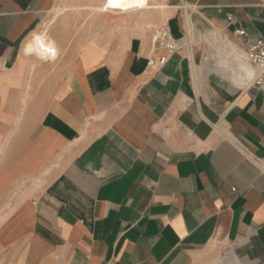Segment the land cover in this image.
Returning <instances> with one entry per match:
<instances>
[{
	"label": "crops",
	"instance_id": "crops-1",
	"mask_svg": "<svg viewBox=\"0 0 264 264\" xmlns=\"http://www.w3.org/2000/svg\"><path fill=\"white\" fill-rule=\"evenodd\" d=\"M149 3L42 60L59 0H0V248L14 227L22 264H197L214 242L264 264V90L213 49L264 42V0Z\"/></svg>",
	"mask_w": 264,
	"mask_h": 264
},
{
	"label": "rangeland",
	"instance_id": "rangeland-1",
	"mask_svg": "<svg viewBox=\"0 0 264 264\" xmlns=\"http://www.w3.org/2000/svg\"><path fill=\"white\" fill-rule=\"evenodd\" d=\"M107 1L59 0V7H62L65 12L56 20L49 31L50 36L48 35L49 42H54V39L58 43L59 53L56 58L61 57L70 47L78 46L85 39L94 38L93 34L84 36L78 33L91 32L95 23L104 22V17L98 12H104L102 8L108 5ZM133 13L135 14V12ZM126 15L120 14L122 17ZM97 37L99 39L100 36ZM11 213L9 211L4 212L5 218H8ZM14 230L15 228L12 226L1 227L0 264H22L20 251L15 248L14 244L16 239ZM237 262L229 246L214 242L201 253L197 264H237Z\"/></svg>",
	"mask_w": 264,
	"mask_h": 264
},
{
	"label": "built area",
	"instance_id": "built-area-1",
	"mask_svg": "<svg viewBox=\"0 0 264 264\" xmlns=\"http://www.w3.org/2000/svg\"><path fill=\"white\" fill-rule=\"evenodd\" d=\"M239 36H244V31L238 32ZM181 46L173 38L168 29H162L155 40V50L165 53L164 56L158 59L159 66H163L168 61L169 57L177 53ZM214 51L218 52L225 60L226 65L236 66L243 63L251 68L252 74L245 78L247 86L264 90V42L248 43L243 49L238 47L232 48L229 44L218 42L214 43ZM217 49V50H216Z\"/></svg>",
	"mask_w": 264,
	"mask_h": 264
},
{
	"label": "bare ground",
	"instance_id": "bare-ground-1",
	"mask_svg": "<svg viewBox=\"0 0 264 264\" xmlns=\"http://www.w3.org/2000/svg\"><path fill=\"white\" fill-rule=\"evenodd\" d=\"M107 2L108 5L103 6L102 11L120 14H127L145 9L148 10V8L150 9V7L152 6L149 3V0H108ZM27 52L34 54L36 57L42 60H54L59 53V48L55 42H49L48 34H42L35 36L30 44H28ZM240 64L244 65L242 72L245 73L244 76L249 77L250 71L248 68L250 67L243 63ZM237 264H239V262H237Z\"/></svg>",
	"mask_w": 264,
	"mask_h": 264
}]
</instances>
